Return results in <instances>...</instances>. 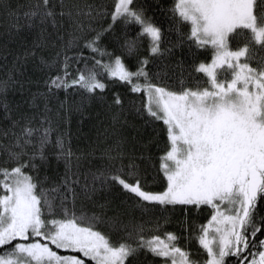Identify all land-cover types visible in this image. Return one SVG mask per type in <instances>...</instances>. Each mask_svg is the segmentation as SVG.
Segmentation results:
<instances>
[{"label":"snow or ice","instance_id":"snow-or-ice-1","mask_svg":"<svg viewBox=\"0 0 264 264\" xmlns=\"http://www.w3.org/2000/svg\"><path fill=\"white\" fill-rule=\"evenodd\" d=\"M113 3L114 11L104 13L92 5L81 7L79 3L58 0L60 11L57 12V5L51 0H29L28 10L21 15L19 9L25 6L13 10L10 3L0 0V10L9 13L12 29L39 27L42 38L46 31L44 25L58 29L64 17L71 22L74 32H84L81 16L94 20L109 14L113 22L122 19L125 23L139 25L142 34L151 38V55H161V29L145 15V9L133 7L134 0H113ZM171 11L173 18L190 26V39L197 47L212 50L211 62L200 63L195 69L204 74L207 87L197 85L193 89L181 82L179 91H171L160 86L145 69L148 59L139 61L135 71L129 70L120 56L113 59L111 53L98 46L111 24L96 31L84 44L93 53L108 56L109 63L93 57V67L79 71L69 81L70 58L65 55L63 74L47 81L48 92L53 94L54 90L72 87L102 93L106 84L97 78L98 69L102 68L108 76L129 85L131 92H143L145 101L136 108V113L146 116V123L162 121L165 126L167 146L159 165L166 181L163 191L145 190L143 177L134 162L119 168L114 166L112 162L124 154L119 141L102 153L109 165L96 172L89 170L81 185L79 162L84 157L76 156L62 137L55 140L56 158L65 163L61 185L52 189L43 187V182L29 172L38 171L37 155L41 161L47 160L44 148L50 142L52 129L32 127L35 117L21 115L12 119L6 92L13 80L12 77L0 80V110L10 120L9 127L0 130V156L6 157L4 163L15 165L11 168L0 165V192L3 193L0 194V249L11 246L0 255V264H86L85 258L95 264H125L142 249L164 258L165 264H225L229 256L241 257L240 264H264V251L258 250V259L250 252L252 247H264V240L258 239V234H264V215L258 214V202L264 200V58L256 67L250 66V61L255 59L251 45L264 48V0H174ZM245 30L250 33L248 43L231 50L229 38L233 34L244 35ZM76 40L73 35L65 48ZM123 46L132 54L138 44L135 40H125ZM113 105L121 109L112 117L118 123L122 112L119 94L114 96ZM43 121H48L46 115ZM9 135L12 141L4 144L2 138ZM34 141L39 149L29 156L26 149L30 145L35 149ZM73 166L77 171H72ZM89 175L91 182H88ZM75 185H80V192ZM112 185H119L138 198L140 206L145 202L161 206H210L213 214L208 223L200 227L198 236L199 244L206 251V260H195L177 246L179 237L175 234L165 233L163 238L152 235L146 239L142 224L129 228L118 215L106 217L105 205H101L99 215L76 214L75 201L81 194L92 200ZM61 189L71 194V208L66 203L68 195H64L59 204L54 203L52 193ZM99 225H108L117 235L120 231L125 235L113 241L98 230ZM50 245L82 256L59 255Z\"/></svg>","mask_w":264,"mask_h":264},{"label":"trees","instance_id":"trees-1","mask_svg":"<svg viewBox=\"0 0 264 264\" xmlns=\"http://www.w3.org/2000/svg\"><path fill=\"white\" fill-rule=\"evenodd\" d=\"M6 2L11 4L13 10L20 5L25 6L19 9L21 15L23 11L28 10L26 5L29 0H6ZM51 2L57 5L55 11L59 12L58 0ZM65 2L79 3L81 7L92 5L94 9H102L104 13L114 11L113 0H65ZM133 7H143L145 15L161 29V55H151V38L142 34L139 25L134 22L125 23L122 19L113 22L109 14L94 20L81 16L80 19L85 26L84 32H74L70 26L71 22L64 17L58 29L44 25L46 31L42 38L39 27H22L18 31L12 29L9 13L0 10V80H8L9 77L13 80L6 92V101L12 109L11 118L18 119L21 115L35 117L32 127L41 130L47 127L52 129L50 142L44 148L47 160L41 161L37 155L35 162L39 166L38 171L29 172L34 177H38L39 181L43 182V187L47 189L61 185L65 174L64 161L57 160L55 155L58 151L55 146L57 137L64 138L66 146L70 147L76 156L84 157L79 162L81 185L85 183L84 175L89 173V170L96 172L97 169L109 165L107 157L102 153L119 141L124 154L120 159L112 162L116 168L134 162L143 177L141 182L145 185V190L163 191L166 187V181L159 170L160 157L167 146L165 126L162 121L146 123L147 117L136 113V108L145 101L143 92H131L129 85L108 76L102 68L98 69L100 75L97 77L106 84L102 93L99 90L88 93L79 87L54 90V94L48 92L49 78L63 74L65 55L70 58L69 81L79 71L92 68L95 60H101L104 64L109 63L108 56L101 57L84 47V44L95 36L96 31L106 29L110 24L111 29L103 33L98 46L103 51L111 53L113 59L115 56H120L129 70L135 71L139 67V61L148 59L145 69L153 82L160 86L172 91H179L181 82L185 87L193 89L197 85L201 88L207 87L206 77L195 69L200 63L211 60L212 50L210 47H197L190 39V26L173 18L171 9L174 7V0H134ZM93 15L95 16V12ZM73 35L77 37L76 42L71 47L65 48ZM249 39L250 33L247 30L241 36L233 34L229 38V46L231 49L244 47ZM125 40L137 41L138 47L132 54H129L127 48L123 46ZM36 45L42 46L36 47ZM251 47L254 49L255 59L250 61V64L256 67L260 59L264 58V48L255 44ZM165 49L167 51H163ZM33 52L34 55L31 54ZM57 53L60 55L57 56ZM116 94H119L122 100L121 118L118 123L112 119L116 112L121 111L113 105ZM45 115L48 121H43ZM9 125L10 120L0 110V130L7 129ZM14 131L18 132L19 129ZM12 139L9 135L3 137L2 142L8 144ZM34 143L35 149L31 145L26 149L29 156L34 150L39 149V144L36 141ZM115 154L113 151L112 155ZM72 159L75 165V157ZM5 160L6 157L0 156V165L9 168L15 166L4 163ZM125 170L127 171V168ZM25 171L29 170L25 169ZM72 171H77L75 166ZM88 182H91L90 175ZM75 187L77 192H80V185ZM64 195L69 196L66 203L71 208V194L65 193L62 189L52 193L54 203L59 204ZM137 201L138 198L122 190L119 185H112L109 190L100 191L92 200L85 199L81 194L75 201V211L78 216L81 213L89 216L94 213L99 215L101 205H105L103 212L106 217L118 215L122 224L129 228L142 224L146 239L152 235L163 238L165 233L175 234L179 237L177 246L189 252L195 260L201 262L206 260L207 254L199 244L198 236L200 227L211 219L213 209L210 206L201 205L199 208L190 205L161 206L147 202L140 206ZM258 214L264 215V200L258 202ZM98 230L109 235L113 241L125 235L123 231L117 235L115 229L109 228L108 225H99ZM258 239L264 240V234H258ZM8 247L11 246L0 249V253L6 252ZM263 248L252 247L250 252L256 258L258 250L262 251ZM252 255L249 256V261ZM240 262L241 257L238 256L225 258V264H240ZM125 264H165V259L142 249L130 256Z\"/></svg>","mask_w":264,"mask_h":264},{"label":"rangeland","instance_id":"rangeland-1","mask_svg":"<svg viewBox=\"0 0 264 264\" xmlns=\"http://www.w3.org/2000/svg\"><path fill=\"white\" fill-rule=\"evenodd\" d=\"M229 47H230V46H229ZM230 49H231V48H230ZM231 50L235 51V50H237V49H231ZM242 60H243V58H242ZM210 62H211V60H210L209 62H202V63H210ZM250 66H251V64H250ZM169 90H170V89H169ZM171 91H172V90H171ZM151 192H152V191H151ZM153 192H160V191H153ZM33 239H38V238H33ZM29 242H32V241L30 240ZM41 242H44V241L41 240ZM14 243H16V242H13V244H14ZM50 247H52L54 251H57L59 255H79V256H82V254H80V253H74V252H71V251L63 250V249H61V250H57V249H55V247L52 246V245H50ZM10 248H11V247H8V250H7V251H9ZM182 250H183V249H182ZM262 251H264V248L262 249ZM3 254H4V253H0V255H3ZM258 258H259V257H258V254H257L256 259H258ZM85 261H86V264H95L94 261H91V260L88 259V258H85Z\"/></svg>","mask_w":264,"mask_h":264}]
</instances>
